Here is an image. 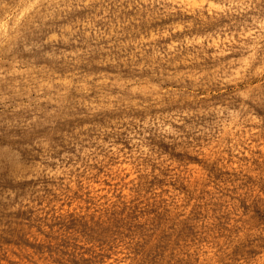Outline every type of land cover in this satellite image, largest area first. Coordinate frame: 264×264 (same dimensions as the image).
I'll return each instance as SVG.
<instances>
[{"label":"rangeland","instance_id":"374dc122","mask_svg":"<svg viewBox=\"0 0 264 264\" xmlns=\"http://www.w3.org/2000/svg\"><path fill=\"white\" fill-rule=\"evenodd\" d=\"M132 1L98 0V2L95 3V6L91 8L65 9L56 12V15L66 17L65 21L60 22V27H64L67 22V24L75 23L76 27L79 28V31L73 29V32L71 31V33L65 32L64 40L58 41V47L56 46L55 49L58 56H61L60 54L63 53L61 57L62 61L60 62V67L63 70L60 71L58 75L61 77L63 75V78L67 79L68 74L73 73L75 78L68 79L65 87L75 85L76 88H69L63 97H60L59 95L53 97L57 102L63 103V110L68 113V115L57 126V129H59L54 133V143L56 147L50 148V152L48 151L47 153L48 159L45 158L46 153L44 148H37L34 151L26 150L21 154L23 161L25 160L23 167H34L40 162L39 164L42 163L41 165H44V169L46 167L45 174L36 176V178L31 177L29 178L30 180L19 181L15 186L5 180L3 182L4 186H12L14 190L18 189L15 198L16 203L8 209L5 208V205L9 202L7 200L0 201V237L5 241H11V247H22L26 250L27 255L39 257L41 261L48 259L51 264H55L54 260L62 259L63 264H80L81 260L91 258L89 252L90 249H92L91 247L95 245V248L98 250H101L102 248L107 249V252H104V258L107 259L109 264H123V261H127V264H131L132 258L139 256L138 251L135 249L142 244L150 242L152 246L154 245L152 247L153 259L157 261V264H163V262L168 259L169 255L172 254L173 248H179L183 244L190 245L191 247L193 246L190 248V251H195V245L198 241L206 248L207 240L200 238V227L203 226L200 224L201 220H208L209 223H212L214 221L209 220L207 216L214 217L215 220H219L225 214L230 216L234 211L233 201L236 204H241V201L235 197V191H243V189H238L236 185L238 183L244 184L245 177L251 179L252 173L249 170L264 167V94H262L264 93V74L260 73L261 54L264 53V40H260L258 37L256 39H253L252 37L245 38L241 35L242 31H247L246 29L239 27L240 21L243 17H240L235 13L225 15L219 10V7L216 9L209 7L211 4L223 6L224 0H184L182 6L179 3H176L175 6L171 8L168 7V4L171 3L172 0ZM9 4L10 8L7 12L0 10V35L9 30L12 22L8 19L9 17H13L17 22H20L23 18L31 15L33 12V0H9ZM200 4H204V7H198ZM39 22L40 21L37 20V23ZM127 28L129 30L131 28V30L129 31ZM71 45L73 46L72 49ZM112 52H114V54ZM162 52L165 54L163 55ZM252 53H255L254 60L249 58ZM78 54L81 58L77 57ZM67 56H70V59H64V57ZM122 57L124 59H121ZM20 59L23 60L25 66L34 67L35 70L40 72L45 70H55L50 64H42L37 59L30 60L28 57H21ZM173 60H175L174 63ZM153 62H156V64ZM160 62L163 63L161 64ZM170 62L171 64H169ZM57 87L59 86H54V89ZM245 90H250L248 92V95L251 97L250 100H246L245 97L238 95L239 92H245ZM60 91H63V88H60ZM82 101L83 104L81 103ZM241 105H244V107H241ZM209 108L214 109V111L208 112ZM215 110H225L224 116H220L219 112ZM229 110L232 112H240L241 116L236 124L232 125L230 128H225L222 124L226 122L225 117H227ZM86 111L88 112L86 113ZM186 113H192L193 115L189 116L186 115ZM245 117H248V119H245ZM177 120H181L183 123H177ZM156 124L158 126H156ZM186 125H192L195 128L200 129L202 132V135L196 137L199 151H190L188 155L195 156L198 161L206 160L209 167H204L199 163L189 161L188 167L186 168L187 170L182 168L181 176L174 180H169L168 176H171L172 173L175 172V169L181 166L179 157L184 155V153L182 150L176 151L174 155L177 159L173 160L172 164H166L164 168L155 163L156 159L159 160V154H161V151L168 155L169 160L173 159V153L169 151L173 145V141L171 140L172 133L170 131H161V129L165 126H170L173 129H182ZM222 133L223 135H221ZM57 142H59L60 145ZM143 144L145 146H143ZM80 145H83V147ZM132 150L134 151V155ZM144 150L152 153V163L148 162L149 157L147 156L141 159L140 153ZM36 152L37 154H35ZM78 158L80 159L78 160ZM129 158L130 160H128ZM90 160L91 162H88ZM54 163L56 164L54 165ZM115 166H117V168ZM149 166L150 168L148 170ZM122 167L125 168L123 169ZM191 169L193 171H191ZM61 170L65 171L63 172ZM198 170L202 174H200ZM69 171L72 172L70 173ZM119 173L121 175H119ZM99 174L102 175L100 176ZM191 176H194L192 177L193 179L190 178ZM132 178L134 181L131 180ZM67 179L69 180L67 181ZM30 184H32V186ZM65 187L69 192L61 191ZM83 188L85 189L84 191H82ZM94 189L96 191H94ZM62 193L65 197L61 195ZM99 193H102L103 195L100 194L99 196ZM108 193L110 195H108ZM132 194L134 195L132 196ZM131 196L134 200L131 199ZM137 196L140 197V199ZM66 198H69V200ZM33 199L36 200L32 201ZM43 200L45 203H43ZM100 200L101 204L99 203ZM77 201H79L78 204ZM128 202L130 206L128 205ZM183 202L185 204H183ZM245 202L247 203V201ZM138 203H142L143 205H139ZM169 206H172V209L170 207L172 211L169 209ZM186 206H188V208ZM159 207L161 208L159 209ZM86 208H88V210H93L89 211L92 214L89 213ZM41 209L42 211H40ZM49 210H52L51 213ZM105 210L106 212H104ZM84 211L86 213H84ZM184 214L186 215L184 216ZM114 222L116 225H114ZM28 223L31 224L29 225ZM118 240L122 242H119ZM133 240H135V244L132 246L133 248H129L128 245L131 244ZM123 243L126 246H124ZM166 244L168 246H166ZM24 245L26 247H24ZM83 251H85V254ZM62 252L64 254H62ZM208 255H211V253H208ZM112 256L113 258H108ZM129 258L131 260H129ZM197 258L202 259L201 256H198Z\"/></svg>","mask_w":264,"mask_h":264},{"label":"clouds","instance_id":"9594fccd","mask_svg":"<svg viewBox=\"0 0 264 264\" xmlns=\"http://www.w3.org/2000/svg\"><path fill=\"white\" fill-rule=\"evenodd\" d=\"M96 2L98 0H33L32 14L20 22L9 17L12 21L10 28L0 35V201L9 202L5 208L10 209L16 203L18 190L5 187V180L15 186L19 181L45 174V169L39 163L34 167H22L24 161L21 154L26 150L44 148L47 158L50 148L56 147L54 133L58 130L57 126L68 115L63 110L62 102H57L53 97H63L69 88H76L75 85L65 87L68 79L75 78L73 73H69L67 79L58 75L63 70L60 67L63 54L58 56L55 48L58 41L64 40L65 32L73 29L79 31V28L75 23L60 27V22L66 17L58 16L56 12L91 8ZM183 2L172 0L168 7L176 3L182 6ZM198 7H204V4ZM209 7H219L225 15L235 13L243 17L239 27L247 31H242L241 35L264 40V0H224L223 6L211 4ZM9 8V0H0V10L7 12ZM37 20L40 22L37 23ZM261 55L260 73L264 74V53ZM21 57L37 59L42 64H50L55 70L40 72L34 67L25 66ZM249 58L254 60L255 53L250 54ZM54 86L59 87L54 89ZM249 91L239 92L238 95L250 100ZM212 111L214 109H208V112ZM215 111L224 116L225 110ZM240 116V112L229 110L222 126L230 128L240 120ZM177 123L183 121L177 120ZM161 131L172 133L173 145L169 151L173 153V159L169 160L168 155L161 151L156 164L164 168L177 159L174 155L176 151L182 150L184 153L179 157L181 167L168 176L169 180L181 176L182 168L186 169L189 161L209 167L206 160L198 161L195 156L188 155L190 151H199L196 137L202 135L200 129L192 125L182 129L165 126ZM140 155L141 159L147 156L148 162H153L152 153L141 151ZM249 171L252 173L251 179L245 177L244 184L236 185L238 189H243L242 192H235L241 204L233 201L234 211L231 215L225 214L219 220L209 217V220L214 221L212 223L201 220L203 226L200 227V238L207 240V250L199 241L195 251H190V245H182L174 248L163 264H264V167ZM62 191L67 192L68 189L65 187ZM134 244L135 240L128 247ZM10 245L11 241L0 237V264H51L50 260L41 261L38 257L27 255L22 247L13 248ZM152 247L150 242L137 247L139 256L133 257L131 264H157L153 259ZM104 252L106 249L97 250L93 245L89 252L91 258L81 260L80 264H108ZM198 256L202 259H198ZM55 264H63L62 259H56ZM123 264H127V261Z\"/></svg>","mask_w":264,"mask_h":264},{"label":"bare ground","instance_id":"6f19581e","mask_svg":"<svg viewBox=\"0 0 264 264\" xmlns=\"http://www.w3.org/2000/svg\"><path fill=\"white\" fill-rule=\"evenodd\" d=\"M130 1V0H129ZM132 1V0H131ZM141 1V0H140ZM133 2V1H132ZM131 2V3H132ZM25 3V2H24ZM32 3V2H31ZM136 3H137V1H136ZM134 4V3H133ZM120 5V4H119ZM140 5V4H139ZM144 5V4H143ZM126 6V5H125ZM131 6V5H130ZM139 7V6H138ZM142 7V6H141ZM127 8V7H126ZM19 9V8H18ZM25 9V8H24ZM137 9V8H136ZM141 9V8H140ZM100 10V9H99ZM108 10H110V9H108ZM125 10V9H124ZM135 10V9H134ZM143 10V9H142ZM130 11V10H129ZM133 11V10H132ZM20 12V11H19ZM18 12V13H19ZM65 12V11H64ZM140 12V11H139ZM143 12V11H142ZM21 13H22V11H21ZM25 13V12H24ZM60 13V12H59ZM66 13V12H65ZM124 13V12H123ZM23 14V13H22ZM30 14V13H29ZM94 14V13H93ZM96 14V13H95ZM141 14V13H140ZM139 14V15H140ZM143 14V13H142ZM65 16V15H64ZM121 16V15H120ZM128 16V15H127ZM131 16V15H130ZM78 17V16H77ZM110 17H111V15H110ZM133 17V16H132ZM93 18V17H92ZM97 18V17H96ZM18 19V18H17ZM68 19V18H67ZM80 19V18H79ZM88 19V18H87ZM143 19V18H142ZM130 20V19H129ZM128 20V21H129ZM65 21V20H64ZM69 21H71V20H69ZM79 21V20H78ZM101 21V20H100ZM103 21V20H102ZM112 21V20H111ZM127 21V20H126ZM140 21V20H139ZM84 22V21H83ZM94 22V21H93ZM113 22V21H112ZM124 22V21H123ZM64 23V22H63ZM85 23V22H84ZM88 23V22H87ZM97 23V22H96ZM100 23V22H99ZM121 23V22H120ZM125 23V22H124ZM134 23V22H133ZM132 23V24H133ZM66 24H67V22H66ZM95 24V23H94ZM109 24V23H108ZM115 24V23H114ZM118 24H119V22H118ZM127 24V23H126ZM89 25V24H88ZM96 25V24H95ZM94 25V26H95ZM101 25V24H100ZM104 25V24H103ZM110 25V24H109ZM80 26V25H79ZM120 26V25H119ZM119 26H118V28H119ZM122 26V25H121ZM124 26V25H123ZM130 26H132V25H130ZM106 27V26H105ZM97 28V27H96ZM105 29V28H104ZM128 29V28H127ZM88 30V29H87ZM96 30V29H95ZM129 30V29H128ZM130 30H131V28H130ZM129 30V31H130ZM135 30V29H134ZM89 31V30H88ZM87 31V32H88ZM91 31V30H90ZM114 31V30H113ZM126 31V30H125ZM139 31H141V30H139ZM73 32V31H72ZM76 32V31H75ZM111 32H112V30H111ZM71 33V32H70ZM102 33V32H101ZM106 33V32H105ZM133 33V32H132ZM131 33V34H132ZM121 34V33H120ZM139 34V33H138ZM142 34V33H141ZM145 34V33H144ZM69 35V34H68ZM74 35V34H73ZM92 35V34H91ZM99 35V34H98ZM102 35V34H101ZM108 35V34H107ZM123 35V34H122ZM136 35V34H135ZM110 36V35H109ZM113 36V35H112ZM116 36V35H115ZM126 36V35H125ZM141 36V35H140ZM70 37V36H69ZM79 37V36H78ZM93 37V36H92ZM106 37V36H105ZM120 37V36H119ZM122 37V36H121ZM149 37V36H148ZM65 38V37H64ZM68 38V37H67ZM111 38V37H110ZM117 38V37H116ZM137 38V37H136ZM153 38H155V37H153ZM153 38H151V39H153ZM75 39V38H74ZM77 39V38H76ZM89 39V38H88ZM119 39V38H118ZM147 39V38H146ZM146 39H145V41H146ZM69 40V39H68ZM94 40V39H93ZM96 40V39H95ZM103 40V39H102ZM105 40V39H104ZM156 40H158V39H156ZM66 41H67V39H66ZM110 41V40H109ZM113 41V40H112ZM142 41V40H141ZM147 41H148V39H147ZM159 41V40H158ZM108 42V41H107ZM133 42V41H132ZM131 42V43H132ZM135 42V41H134ZM143 42V41H142ZM150 42V41H149ZM168 42V41H167ZM96 43V42H95ZM98 43V42H97ZM120 43V42H119ZM123 43V42H122ZM138 43V42H137ZM137 43H135V44H137ZM70 44V43H69ZM92 44V43H91ZM77 45V44H76ZM84 45V44H83ZM101 45V44H100ZM105 45V44H104ZM108 45H109V43H108ZM117 45V44H116ZM141 45V44H140ZM145 45H146V43H145ZM156 45V44H155ZM107 46V45H106ZM121 46V45H120ZM147 46V45H146ZM159 46V45H158ZM58 47V46H57ZM67 47V46H66ZM72 45H71V49H72ZM81 47V46H80ZM90 47V46H89ZM118 47V46H117ZM129 47H130V45H129ZM145 47V46H144ZM155 47H157V46H155ZM170 47V46H169ZM78 48V47H77ZM83 48V47H82ZM103 48V47H102ZM125 48V47H124ZM127 48V47H126ZM150 48V47H149ZM153 48V47H152ZM56 49V48H55ZM58 49V48H57ZM84 49V48H83ZM96 49V48H95ZM98 49H99V47H98ZM101 49V48H100ZM112 49V48H111ZM140 49V48H139ZM60 50H61V48H60ZM81 50V49H80ZM133 50V49H132ZM144 50V49H143ZM155 50V49H154ZM158 50V49H157ZM160 50V49H159ZM165 50V49H164ZM169 50V49H168ZM66 51V50H65ZM82 51V50H81ZM88 51H90V50H88ZM97 51V50H96ZM102 51V50H101ZM108 51V50H107ZM114 51V50H113ZM124 51V50H123ZM148 51V50H147ZM166 51V50H165ZM57 52V51H56ZM69 52V51H68ZM71 52V51H70ZM83 52V51H82ZM121 52V51H120ZM136 52V51H135ZM142 52V51H141ZM145 52V51H144ZM157 52V51H156ZM156 52H155V55H156ZM172 52V51H171ZM75 53V52H74ZM77 53V52H76ZM109 53V52H108ZM113 54H114V52H112ZM131 53V52H130ZM159 53V52H158ZM178 53V52H177ZM63 54V53H62ZM65 54V53H64ZM85 54V53H84ZM123 54V53H122ZM143 54H145V53H143ZM150 54V53H149ZM162 54H163V52H162ZM165 54V53H164ZM163 54V55H164ZM169 54V53H168ZM184 54V53H183ZM61 55V54H60ZM88 55V54H87ZM118 55V54H117ZM120 55V54H119ZM142 55V54H141ZM66 56V55H65ZM146 56V55H145ZM169 56V55H168ZM181 56V55H180ZM62 57V56H61ZM68 57V56H67ZM70 57V56H69ZM72 57V56H71ZM77 57H80L79 56V54H78V56ZM77 57H75V58H77ZM83 57H84V55H83ZM102 57V56H101ZM114 57V56H113ZM119 57V56H118ZM128 57V56H127ZM141 57V56H140ZM148 57V56H147ZM152 57V56H151ZM175 57V56H174ZM179 57V56H178ZM187 57V56H186ZM81 58V57H80ZM87 58V57H86ZM142 58V57H141ZM158 58V57H157ZM181 58V57H180ZM92 59V58H91ZM114 59V58H113ZM121 59H124L123 57L121 58ZM143 59V58H142ZM170 59V58H169ZM127 60H128V58H127ZM134 60V59H133ZM162 60V59H161ZM62 61V60H61ZM98 61H100V60H98ZM114 61H115V59H114ZM120 61V60H119ZM132 61V60H131ZM156 61V60H155ZM169 61V60H168ZM174 61L175 60H173V63H174ZM185 61V60H184ZM124 62V61H123ZM179 62V61H178ZM186 62V61H185ZM188 62V61H187ZM124 63H126V62H124ZM128 63V62H127ZM144 63H145V61H144ZM149 63V62H148ZM154 63V62H153ZM161 63V62H160ZM160 63H159V65H160ZM163 63V62H162ZM161 63V64H162ZM177 63V62H176ZM62 64V63H61ZM112 64V63H111ZM120 64V63H119ZM136 64V63H135ZM154 64H156V62L154 63ZM168 64V63H167ZM169 64H171V62L169 63ZM127 65V64H126ZM140 65V64H139ZM177 65V64H176ZM109 66V65H108ZM135 66V65H134ZM143 66V65H142ZM141 66V67H142ZM167 66V65H166ZM129 67V66H128ZM140 67V68H141ZM111 68V67H110ZM120 68V67H119ZM151 68V67H150ZM165 68V67H164ZM173 68V67H172ZM52 69V68H51ZM152 69V68H151ZM156 69V68H155ZM176 69V68H175ZM112 70V69H111ZM118 70V69H117ZM85 71V70H84ZM99 71V70H98ZM63 73V72H62ZM119 73V72H118ZM132 75V74H131ZM192 75V74H191ZM83 76V75H82ZM133 76V75H132ZM139 76V75H138ZM144 76V75H143ZM190 76V75H189ZM62 77H63V75H62ZM112 77H113V75H112ZM179 77V76H178ZM114 78V77H113ZM135 78V77H134ZM120 80V79H119ZM187 80V79H186ZM92 81V80H91ZM69 82V81H68ZM72 82V81H71ZM114 83H116V82H114ZM110 86V85H109ZM62 89V88H61ZM107 89V88H106ZM78 90V89H77ZM129 90V89H128ZM101 91V90H100ZM75 92V91H74ZM85 92V91H84ZM83 92V93H84ZM72 93V92H71ZM76 93V92H75ZM104 94V93H103ZM79 95V94H78ZM83 95V94H82ZM75 97V96H74ZM66 98V97H65ZM128 98V97H127ZM127 98H124V99H127ZM175 98V97H174ZM69 99V98H68ZM65 100V99H64ZM82 100V99H81ZM90 100V99H89ZM107 100V99H106ZM68 101V100H67ZM96 101V100H95ZM73 102V101H72ZM67 103V102H66ZM82 104H83V101L81 102ZM80 103V104H81ZM90 103V102H89ZM117 103V102H116ZM63 104V103H62ZM85 104V103H84ZM91 104V103H90ZM93 104V103H92ZM86 105V104H85ZM111 105V104H110ZM71 106V105H70ZM77 106V105H76ZM87 106V105H86ZM93 106V105H92ZM73 107V106H72ZM88 107V106H87ZM90 107V106H89ZM162 108V107H161ZM69 109V108H68ZM73 110H75V109H73ZM65 111H66V109H65ZM71 111V110H70ZM82 111H83V109H82ZM89 111V110H88ZM88 111H86V113L88 112ZM101 111V110H100ZM151 111V110H150ZM68 112V111H67ZM92 112V111H91ZM140 112V111H139ZM138 112V113H139ZM85 113V112H84ZM100 113V112H99ZM112 113V112H111ZM132 113V112H131ZM164 113V112H163ZM176 113V112H175ZM110 114V113H109ZM137 114V113H136ZM162 114V113H161ZM75 115V114H74ZM73 115V116H74ZM153 115V114H152ZM156 116H157V114H156ZM174 116V115H173ZM96 117V116H95ZM102 117V116H101ZM147 117V116H146ZM165 117V116H164ZM143 118V117H142ZM162 118V117H161ZM175 118V117H174ZM120 119V118H119ZM159 120V119H158ZM120 121V120H119ZM127 121V120H126ZM132 121H133V119H132ZM141 121V120H140ZM157 121V120H156ZM136 122V121H135ZM138 122V121H137ZM126 123V122H125ZM144 123H145V121H144ZM161 123V122H160ZM163 123V122H162ZM70 124H72V123H70ZM74 124V123H73ZM107 124V123H106ZM142 124V123H141ZM133 125H135V124H133ZM143 125V124H142ZM153 125V124H152ZM160 125V124H159ZM80 126V125H79ZM95 126V125H94ZM136 126V125H135ZM146 126V125H145ZM156 126H158L157 124H156ZM62 127V126H61ZM64 127V126H63ZM76 127V126H75ZM136 127H138V126H136ZM160 128V127H159ZM59 129V128H58ZM66 129V128H65ZM83 129V128H82ZM86 130V129H85ZM95 130V129H94ZM68 131H70V130H68ZM74 131H76V130H74ZM64 132V131H63ZM81 132V131H80ZM92 132V131H91ZM126 132V131H125ZM124 132V133H125ZM61 133V132H60ZM65 133V132H64ZM68 133V132H67ZM74 133V132H73ZM151 133V132H150ZM161 133V132H160ZM101 134V133H100ZM148 134V133H147ZM60 135V134H59ZM63 135H65V134H63ZM68 135V134H67ZM72 135V134H71ZM83 135V134H82ZM109 135H110V133H109ZM69 136V135H68ZM79 136V135H78ZM84 136V135H83ZM92 136V135H91ZM94 136V135H93ZM90 137V136H89ZM99 137H100V135H99ZM80 138V137H79ZM109 138V137H108ZM59 139V138H58ZM61 139V138H60ZM64 139V138H63ZM72 139V138H71ZM93 139V138H92ZM94 139H95V137H94ZM98 139H100V138H98ZM98 139H96V140H98ZM66 140V139H65ZM95 140V141H96ZM112 140V139H111ZM63 141V140H62ZM74 141V140H73ZM94 141V142H95ZM101 141V140H100ZM103 141H105V140H103ZM120 141V140H119ZM155 141V140H154ZM68 142V141H67ZM118 142V141H117ZM57 143H59V142H57ZM82 143H84V142H82ZM101 143V142H100ZM67 144V143H66ZM69 144H70V142H69ZM75 144V143H74ZM73 144V145H74ZM76 144H77V142H76ZM103 144V143H102ZM59 145H60V143H59ZM65 145V144H64ZM71 145V144H70ZM84 145V144H83ZM83 145L81 146V147H83ZM88 145V144H87ZM86 145V146H87ZM101 145V144H100ZM105 145V144H104ZM140 145V144H139ZM77 146V145H76ZM143 146H145L144 144H143ZM155 146V145H154ZM59 147V146H58ZM99 147H101V146H99ZM114 147V146H113ZM141 147V146H140ZM71 148H72V146H71ZM70 148V149H71ZM85 148V147H84ZM147 148V147H146ZM86 149V148H85ZM59 150H60V148H59ZM67 150V149H66ZM77 150V149H76ZM92 150V149H91ZM118 150V149H117ZM125 150V149H124ZM127 150V149H126ZM140 150V149H139ZM147 150V149H146ZM56 151V150H55ZM58 151V150H57ZM80 151V150H79ZM116 151V150H115ZM120 151V150H119ZM123 151V150H122ZM145 151V150H144ZM43 152V151H42ZM50 152V151H49ZM88 152V151H87ZM134 151L132 150V153H133ZM146 152V151H145ZM150 152V151H149ZM29 153V152H28ZM63 153H64V151H63ZM74 153V152H73ZM94 153V152H93ZM137 153H139V152H137ZM35 154H37V152L35 153ZM44 154V153H43ZM58 154V153H57ZM90 154V153H89ZM94 154H96V153H94ZM126 154V153H125ZM30 155V154H29ZM50 155V154H49ZM73 155V154H72ZM78 155V154H77ZM93 155V154H92ZM96 155H98V154H96ZM100 155V154H99ZM120 155V154H119ZM133 155H134V153H133ZM154 155V154H153ZM160 155V154H159ZM70 156H71V154H70ZM85 156H86V154H85ZM91 156V155H90ZM94 156V155H93ZM101 156V155H100ZM155 156V155H154ZM65 157V156H64ZM113 157V156H112ZM115 157V156H114ZM119 157V156H118ZM67 158H68V156H67ZM73 158V157H72ZM25 159V158H24ZM33 159V158H32ZM43 159V158H42ZM42 159H41V161H42ZM47 159H48V157H47ZM53 159V158H52ZM54 159H56V158H54ZM62 159V158H61ZM75 159V158H74ZM77 159V158H76ZM80 158H78V160H79ZM82 159V158H81ZM91 159V158H90ZM99 159V158H98ZM106 159H107V157H106ZM113 159V158H112ZM140 159V158H139ZM28 160H29V158H28ZM51 160V159H50ZM49 160V161H50ZM68 160V159H67ZM70 160H71V158H70ZM87 160V159H86ZM127 160V159H126ZM128 160H130V158L128 159ZM157 160V159H156ZM25 161V160H24ZM53 161V160H52ZM60 161V160H59ZM58 161V162H59ZM66 161V160H65ZM64 161V162H65ZM69 161V160H68ZM76 161V160H75ZM82 161V160H81ZM80 161V162H81ZM85 161V160H84ZM96 161V160H95ZM116 161V160H115ZM125 161V160H124ZM124 161H122V162H124ZM77 162H79V161H77ZM88 162H91V160L90 161H88ZM101 162H102V160H101ZM106 162V161H105ZM117 162V161H116ZM40 163V162H39ZM48 163V162H47ZM47 163H45V164H47ZM66 163H68V162H66ZM76 163V162H75ZM109 163V162H108ZM113 163H114V161H113ZM127 163V162H126ZM125 163V164H126ZM135 163V162H134ZM25 164H27V163H25ZM32 164V163H31ZM42 164V163H41ZM56 163H54V165H55ZM57 164H59V163H57ZM77 164V163H76ZM83 164V163H82ZM93 164V163H92ZM102 164V163H101ZM123 164V163H122ZM121 164V165H122ZM128 164V163H127ZM33 165V164H32ZM72 165V164H71ZM78 165V164H77ZM115 165V164H114ZM128 165H130V164H128ZM26 166V165H25ZM28 166H29V164H28ZM44 166V165H43ZM74 166H75V164H74ZM80 166V165H79ZM84 166V165H83ZM108 166V165H107ZM113 166V165H112ZM111 166V167H112ZM127 166V165H126ZM22 167H23V165H22ZM27 167V166H26ZM51 167V166H50ZM73 167V166H72ZM116 168H117V166H115ZM129 167V166H128ZM141 167V166H140ZM170 167V166H169ZM181 167V166H180ZM57 168V167H56ZM61 168V167H60ZM70 168V167H69ZM86 168H87V166H86ZM114 168V167H113ZM123 168V167H122ZM125 168V167H124ZM123 168V169H124ZM149 168H150V166L148 167V170H149ZM161 168V167H160ZM190 168V167H189ZM189 168H188V170H189ZM45 169H46V167H45ZM50 169V168H49ZM66 169V168H65ZM79 169V168H78ZM133 169H134V167H133ZM174 169V168H173ZM195 169V168H194ZM200 169V168H199ZM81 170V169H80ZM98 170V169H97ZM102 170V169H101ZM105 170H106V167H105ZM108 170V169H107ZM111 170V169H110ZM115 170V169H114ZM126 170V169H125ZM140 170V169H139ZM176 170V169H175ZM187 170V169H186ZM48 171V170H47ZM55 171V170H54ZM61 171H63V170H61ZM65 171V170H64ZM63 171V172H64ZM83 171V170H82ZM99 171V170H98ZM118 171H119V169H118ZM147 171V170H146ZM145 171V172H146ZM171 171H172V169H171ZM191 171H193L192 169H191ZM207 171V170H206ZM244 171V170H243ZM70 172V171H69ZM72 172V171H71ZM70 172V173H71ZM91 172V171H90ZM94 172V171H93ZM111 172V171H110ZM121 172H123V171H121ZM133 172V171H132ZM140 172V171H139ZM188 172V171H187ZM196 172H197V170H196ZM198 172L200 173V171L198 170ZM48 173V172H47ZM55 173V172H54ZM66 173V172H65ZM68 173V172H67ZM78 173V172H77ZM87 173H89V172H87ZM86 173V174H87ZM115 173V172H114ZM59 174H60V171H59ZM85 174V173H84ZM112 174V173H111ZM125 174V173H124ZM136 174V173H135ZM185 174H187V173H185ZM189 174V173H188ZM200 174H202V173H200ZM47 175V174H46ZM100 175V174H99ZM102 175V174H101ZM100 175V176H101ZM119 175H121L120 173H119ZM118 175V176H119ZM197 175V174H196ZM45 176V175H44ZM65 176V175H64ZM87 176H88V174H87ZM90 176V175H89ZM129 176V175H128ZM136 176V175H135ZM202 176V175H201ZM204 176V175H203ZM59 177V176H58ZM66 177V176H65ZM68 177V176H67ZM74 177V176H73ZM80 177V176H79ZM85 177V176H84ZM96 177V176H95ZM133 177V176H132ZM192 177H194V176H191L190 178H192ZM36 178V177H35ZM71 178V177H70ZM83 178V177H82ZM108 178V177H107ZM106 178V179H107ZM110 178V177H109ZM124 178V177H123ZM186 178V177H185ZM199 178V177H198ZM40 179V178H39ZM42 179V178H41ZM79 179V178H78ZM92 180H94L93 178H91ZM96 179V178H95ZM102 179V178H101ZM105 179V180H106ZM113 179V178H112ZM193 179V178H192ZM228 179V178H227ZM30 180V179H29ZM69 179H67V181H68ZM72 180V179H71ZM82 180V179H81ZM85 180V179H84ZM83 180V181H84ZM89 180V179H88ZM92 180H91V182H92ZM125 180V179H124ZM131 180H133V178L131 179ZM141 180H142V178H141ZM198 180V179H197ZM33 181V180H32ZM53 181V180H52ZM57 181H58V179H57ZM56 181V182H57ZM73 181V180H72ZM77 181V180H76ZM112 181V180H111ZM123 181V180H122ZM127 181V180H126ZM125 181V182H126ZM134 181V180H133ZM132 181V182H133ZM135 181H136V179H135ZM190 181V180H189ZM225 181H226V179H225ZM7 182V181H6ZM38 182V181H37ZM43 182V181H42ZM45 182H47V181H45ZM54 182V181H53ZM59 182V181H58ZM69 182H71V181H69ZM80 182V181H79ZM85 182V181H84ZM96 182V181H95ZM113 182V181H112ZM114 182H115V180H114ZM128 182V181H127ZM126 182V183H127ZM141 182V181H140ZM162 182V181H161ZM176 182V181H175ZM179 182V181H178ZM19 183V182H18ZM22 183V182H21ZM52 183V182H51ZM88 183V182H87ZM87 183H85V184H87ZM98 183H99V181H98ZM97 183V184H98ZM135 183V182H134ZM189 183V182H188ZM195 183V182H194ZM228 183V182H227ZM40 184V183H39ZM46 184V183H45ZM44 184V185H45ZM49 184V183H48ZM59 184V183H58ZM58 184H57V186H58ZM64 184V183H63ZM75 184V183H74ZM91 184V183H90ZM89 184V185H90ZM120 184V183H119ZM123 184V183H122ZM131 184V183H130ZM185 184V183H184ZM197 184V183H196ZM209 184V183H208ZM212 184V183H211ZM22 185V184H21ZM31 186H32V184H30ZM52 185V184H51ZM66 185V184H65ZM64 185V186H65ZM71 185V184H70ZM79 185V184H78ZM82 185V184H81ZM99 185V184H98ZM103 185V184H102ZM135 185H136V183H135ZM141 185V184H140ZM154 185V184H153ZM197 185H199V184H197ZM235 185V184H234ZM9 186V185H8ZM38 186V185H37ZM53 186H54V183H53ZM92 186V185H91ZM94 186V185H93ZM106 186V185H105ZM117 186V185H116ZM131 186V185H130ZM157 186V185H156ZM192 186V185H191ZM217 186V185H216ZM6 187V186H5ZM10 187V186H9ZM12 187V186H11ZM60 187V186H59ZM75 187V186H74ZM82 187V186H81ZM86 187V186H85ZM104 187V186H103ZM120 187V186H119ZM122 187V186H121ZM134 187V186H133ZM141 187V186H140ZM145 187V186H144ZM147 187V186H146ZM164 187V186H163ZM168 187H169V185H168ZM171 187V186H170ZM195 187V186H194ZM209 187H210V185H209ZM232 187V186H231ZM33 188V187H32ZM35 188V187H34ZM41 188V187H40ZM44 188V187H43ZM76 188V187H75ZM79 188V187H78ZM88 188V187H87ZM91 188V187H90ZM99 188V187H98ZM113 188V187H112ZM111 188V189H112ZM199 188V187H198ZM221 188V187H220ZM30 189H31V187H30ZM53 189H54V187H53ZM52 189V190H53ZM70 189V188H69ZM100 189H101V187H100ZM116 189V188H115ZM127 189V188H126ZM134 189V188H133ZM140 189V188H139ZM169 189V188H168ZM181 189V188H180ZM185 189V188H184ZM190 189V188H189ZM219 189V188H218ZM20 190H22V189H20ZM48 190V189H47ZM47 190H46V192H47ZM55 190H56V188H55ZM58 190V189H57ZM78 190V189H77ZM82 190V189H81ZM85 189L83 188V190L82 191H84ZM89 190V189H88ZM92 190H93V188H92ZM205 190V189H204ZM220 190H222V189H220ZM224 190H225V188H224ZM24 191H25V189H24ZM29 191V190H28ZM39 191V190H38ZM44 191V190H43ZM59 191V190H58ZM62 191V190H61ZM94 191H96L95 189H94ZM101 191V190H100ZM112 191V190H111ZM127 191V190H126ZM136 191V190H135ZM141 191V190H140ZM168 191V190H167ZM188 191V190H187ZM186 191V192H187ZM197 191V190H196ZM199 191V190H198ZM223 191V190H222ZM21 192V191H20ZM33 192V191H32ZM40 192V191H39ZM67 192H69V191H67ZM71 192H72V190H71ZM76 192V191H75ZM86 192H87V190H86ZM102 192V191H101ZM107 192V191H106ZM110 192V191H109ZM117 192V191H116ZM217 192V191H216ZM236 192V191H235ZM241 192H242V190H241ZM31 193V192H30ZM81 193V192H80ZM90 193V192H89ZM119 193V192H118ZM138 193V192H137ZM168 193V192H167ZM170 193H171V191H170ZM204 193H205V191H204ZM234 193V192H233ZM25 194V193H24ZM55 194V193H54ZM71 194H73V193H71ZM77 194H78V192H77ZM82 194V193H81ZM97 194V193H96ZM100 194H102V193H99V196H100ZM122 194V193H121ZM142 194H143V192H142ZM141 194V195H142ZM154 194V193H153ZM178 194V193H177ZM183 194V193H182ZM227 194H229V193H227ZM226 194V195H227ZM232 194V193H231ZM26 195V194H25ZM31 195H33V194H31ZM48 195H50V194H48ZM47 195V196H48ZM61 195H63V193L61 194ZM76 195V194H75ZM90 195V194H89ZM94 195V194H93ZM103 195V194H102ZM108 195H110L109 193H108ZM134 194H132V196H133ZM141 195H140V197H141ZM149 195V194H148ZM158 195V194H157ZM179 195V194H178ZM223 195V194H222ZM27 196V195H26ZM36 196V195H35ZM40 196H41V194H40ZM43 196H44V194H43ZM64 196V195H63ZM71 196V195H70ZM78 196V195H77ZM84 196H85V194H84ZM91 196V195H90ZM90 196H87V197H90ZM98 196V197H99ZM120 196V195H119ZM124 196V195H123ZM132 196H131V199H132ZM182 196V195H181ZM188 196V195H187ZM194 196V195H193ZM29 197V196H28ZM27 197V198H28ZM37 197V196H36ZM59 197V196H58ZM62 197V196H61ZM65 197V196H64ZM93 197V196H92ZM125 197H126V195H125ZM128 197V196H127ZM129 197H130V195H129ZM138 197V196H137ZM140 197H138L139 199H140ZM158 197V196H157ZM166 197V196H165ZM175 197V196H174ZM180 197V196H179ZM189 197V196H188ZM192 197V196H191ZM16 198V197H15ZM33 198V197H32ZM31 198V199H32ZM40 198V197H39ZM52 198H54V197H52ZM100 198V197H99ZM105 198V197H104ZM123 198V197H122ZM136 198V197H135ZM155 198V197H154ZM183 198H184V196H183ZM218 198H219V196H218ZM227 198V197H226ZM23 199V198H22ZM21 199V200H22ZM25 199V198H24ZM62 199V198H61ZM67 199V198H66ZM79 199V198H78ZM96 199V198H95ZM102 199V198H101ZM107 199V198H106ZM120 199V198H119ZM129 199V198H128ZM137 199V198H136ZM144 199V198H143ZM157 199V198H156ZM173 199V198H172ZM182 199V198H181ZM180 199V200H181ZM193 199V198H192ZM205 199V198H204ZM234 199V198H233ZM36 200V199H35ZM34 199L32 200V201H35ZM45 200V199H44ZM43 200V201H44ZM59 200H60V198H59ZM67 200H69V198L67 199ZM130 200V199H129ZM132 200H134V198L132 199ZM150 200V199H149ZM198 200V199H197ZM201 200V199H200ZM213 200V199H212ZM25 201V200H24ZM47 201H48V199H47ZM63 201V200H62ZM81 201V200H80ZM83 201V200H82ZM94 201H96V200H94ZM107 201H109V200H107ZM114 201H116V200H114ZM113 201V202H114ZM119 201V200H118ZM146 201V200H145ZM157 201V200H156ZM168 201V200H167ZM207 201V200H206ZM231 201V200H230ZM30 202V201H29ZM38 202V201H37ZM54 202V201H53ZM56 202V201H55ZM72 202V201H71ZM70 202V203H71ZM73 202H74V198H73ZM91 202H93V201H91ZM127 202V201H126ZM125 202V203H126ZM143 202V201H142ZM155 202V201H154ZM165 202V201H164ZM176 202V201H175ZM179 202V201H178ZM182 202V201H181ZM197 202V201H196ZM245 202V201H244ZM43 203H45V201L43 202ZM49 203V202H48ZM52 203V202H51ZM50 203V204H51ZM79 203V201H77V204ZM95 203V202H94ZM100 204H101V200H100V202H99ZM98 203V204H99ZM104 203V202H103ZM102 203V204H103ZM106 203V202H105ZM131 203V202H130ZM147 203V202H146ZM173 203V202H172ZM186 203H187V201H186ZM192 203V202H191ZM191 203H190V205H191ZM246 203V202H245ZM5 204V203H4ZM30 204V203H29ZM33 204V203H32ZM35 204H36V202H35ZM39 204V203H38ZM54 204V203H53ZM56 204H57V202H56ZM85 204V203H84ZM93 204V203H92ZM99 204V205H100ZM122 204H123V202H122ZM121 204V205H122ZM139 204V203H138ZM140 204H142V203H140ZM139 204V205H140ZM151 204V203H150ZM155 204V203H154ZM158 204V203H157ZM156 204V205H157ZM183 204H185L184 202H183ZM210 204V203H209ZM212 204V203H211ZM21 205H22V203H21ZM26 205V204H25ZM66 205V204H65ZM69 205V204H68ZM75 205V204H74ZM86 205H88V204H86ZM127 205V204H126ZM128 205H129V202H128ZM133 205V204H132ZM143 205V204H142ZM187 205V204H186ZM189 205V206H190ZM207 205V204H206ZM1 206V205H0ZM23 206V205H22ZM31 206V205H30ZM36 206V205H35ZM44 206V205H43ZM59 206H60V202H59ZM62 206V205H61ZM84 206V205H83ZM98 206V205H97ZM104 206V205H103ZM105 206H106V204H105ZM109 206V205H108ZM107 206V207H108ZM115 206H117V205H115ZM130 206V205H129ZM167 206V205H166ZM174 206H175V204H174ZM199 206V205H198ZM228 206V205H227ZM58 207V206H57ZM69 207V206H68ZM109 207H111V206H109ZM114 207V206H113ZM143 207V206H142ZM147 207V206H146ZM151 207V206H150ZM153 207H154V205H153ZM170 207H171V209H172V206H169V209H170ZM182 207V206H181ZM184 207V206H183ZM187 208H188V206H186ZM32 208H34V207H32ZM42 208V207H41ZM49 208V207H48ZM70 208V207H69ZM75 208H76V206H75ZM84 208V207H83ZM100 208V207H99ZM117 208V207H116ZM156 208V207H155ZM161 207H159V209H160ZM185 208V207H184ZM201 208H203V207H201ZM212 208V207H211ZM22 209V208H21ZM40 209V208H39ZM51 209V208H50ZM60 209V208H59ZM63 209V208H62ZM78 209V208H77ZM82 209V208H81ZM87 210H88V208H86ZM127 209H128V207H127ZM126 209V210H127ZM138 209H139V207H138ZM143 209V208H142ZM170 209V210H171ZM178 209V208H177ZM215 209V208H214ZM232 209V208H231ZM23 210V209H22ZM30 210V209H29ZM32 210V209H31ZM91 210V209H90ZM90 210H88V212L90 211ZM115 210V209H114ZM120 210V209H119ZM140 210V209H139ZM179 210V209H178ZM185 210H187V209H185ZM216 210V209H215ZM217 210H218V208H217ZM2 211V210H1ZM8 211V210H7ZM19 211V210H18ZM17 211V212H18ZM37 211V210H36ZM35 211V212H36ZM39 211V210H38ZM40 211H42V209L40 210ZM45 211V210H44ZM50 211V210H49ZM52 211V210H51ZM51 211H50V213H51ZM71 211H72V209H71ZM71 211H69V212H71ZM81 211V210H80ZM91 211H93V210H91ZM101 211V210H100ZM172 211V210H171ZM188 211V210H187ZM12 212V211H11ZM14 212H15V210H14ZM24 212V211H23ZM26 212V211H25ZM47 212V211H46ZM66 212V211H65ZM104 212H106V210L104 211ZM135 212V211H134ZM159 212H160V210H159ZM170 212V211H169ZM209 212H211V211H209ZM28 213V212H27ZM48 213V212H47ZM76 213H77V211H76ZM84 213H86L85 211H84ZM89 213H91V212H89ZM107 213H108V209H107ZM217 213V212H216ZM34 214V213H33ZM37 214V213H36ZM38 214H39V212H38ZM58 214H59V212H58ZM61 214V213H60ZM66 214V213H65ZM70 214V213H69ZM80 214V213H79ZM92 214V213H91ZM117 214H118V212H117ZM123 214V213H122ZM126 214V213H125ZM151 214V213H150ZM172 214H173V212H172ZM213 214V213H212ZM12 215V214H11ZM17 215V214H16ZM43 215V214H42ZM47 215V214H46ZM67 215V214H66ZM73 215L75 216V214L73 213ZM103 215H104V213H103ZM114 215V214H113ZM135 215V214H134ZM139 215V214H138ZM141 215V214H140ZM145 215V214H144ZM152 215V214H151ZM170 215V214H169ZM186 214H184V216H185ZM6 216V215H5ZM19 216V215H18ZM21 216V215H20ZM24 216H26V215H24ZM53 216V215H52ZM80 216H81V214H80ZM94 216H95V214H94ZM123 216H124V214H123ZM146 216V215H145ZM23 217V216H22ZM83 217V216H82ZM86 217H87V214H86ZM107 217V216H106ZM119 217V216H118ZM137 217V216H136ZM143 217V216H142ZM179 217H181V216H179ZM4 218H6V217H4ZM8 218V217H7ZM50 218V217H49ZM102 218V217H101ZM103 218H104V216H103ZM147 218V217H146ZM149 218V217H148ZM156 218V217H155ZM207 218L209 219V217L207 216ZM44 219V218H43ZM56 219V218H55ZM73 219V218H72ZM80 219V218H79ZM114 219V218H113ZM141 219V218H140ZM154 219V218H153ZM194 219V218H193ZM3 220V219H2ZM5 220V219H4ZM8 220V219H7ZM16 220V219H15ZM31 220V219H30ZM34 220V219H33ZM60 220H62V219H60ZM67 220V219H66ZM84 220V219H83ZM89 220V219H88ZM127 220V219H126ZM143 220V219H142ZM149 220V219H148ZM152 220V219H151ZM161 220V219H160ZM9 221H10V219H9ZM38 221V220H37ZM57 221V220H56ZM80 221V220H79ZM78 221V222H79ZM133 221H134V219H133ZM20 222V221H19ZM29 222V221H28ZM31 222V221H30ZM42 222V221H41ZM45 222V221H44ZM63 222V221H62ZM98 222V221H97ZM122 222V221H121ZM141 222V221H140ZM1 223H3V222H1ZM24 223V222H23ZM32 223V222H31ZM30 223V224H31ZM69 223V222H68ZM87 223V222H86ZM94 223V222H93ZM99 223V222H98ZM113 223V222H112ZM115 223V222H114ZM125 223V222H124ZM130 223V222H129ZM149 223V222H148ZM155 223V222H154ZM13 224V223H12ZM15 224V223H14ZM25 224V223H24ZM29 224V223H28ZM29 224V225H30ZM186 224V223H185ZM201 224V223H200ZM2 225V224H1ZM33 225V224H32ZM45 225H47V224H45ZM45 225H44V227H45ZM49 225V224H48ZM114 225H116V223L114 224ZM140 225V224H139ZM151 225V224H150ZM159 225V224H158ZM182 225V224H181ZM12 226V225H11ZM16 226V225H15ZM34 226V225H33ZM43 226V225H42ZM53 226V225H52ZM55 226V225H54ZM122 226V225H121ZM127 226V225H126ZM137 226V225H136ZM145 226V225H144ZM157 226V225H156ZM164 226V225H163ZM162 226V227H163ZM13 227V226H12ZM37 227V226H36ZM47 227V226H46ZM99 227V226H98ZM140 227V226H139ZM152 227V226H151ZM154 227V226H153ZM160 227V226H159ZM1 228H2V226H1ZM22 228V227H21ZM24 228V227H23ZM43 228V227H42ZM48 228V227H47ZM46 228V229H47ZM77 228H78V226H77ZM138 228V227H137ZM166 228V227H165ZM180 228V227H179ZM16 229V228H15ZM14 229V230H15ZM35 229V228H34ZM34 229H33V231H34ZM44 229V228H43ZM54 229V228H53ZM71 229V228H70ZM82 229H83V227H82ZM127 229V228H126ZM146 229V228H145ZM151 229V228H150ZM149 229V230H150ZM155 229H157V228H155ZM174 229V228H173ZM184 229H185V227H184ZM20 230H23V229H20ZM36 230V229H35ZM128 230V229H127ZM131 230V229H130ZM141 230V229H140ZM26 231V230H25ZM24 231V232H25ZM41 231V230H40ZM54 231V230H53ZM161 231V230H160ZM165 231V230H164ZM172 231V230H171ZM2 232V231H1ZM18 232H19V230H18ZM28 232H29V230H28ZM36 232V231H35ZM43 232V231H42ZM51 232V231H50ZM56 232H58V231H56ZM85 232V231H84ZM15 233V232H14ZM21 233V232H20ZM41 233V232H40ZM49 233V232H48ZM52 233V232H51ZM80 233V232H79ZM87 233V232H86ZM123 233V232H122ZM142 233V232H141ZM158 233V232H157ZM162 233H164V232H162ZM170 233V232H169ZM3 234V233H2ZM5 234V233H4ZM7 234V233H6ZM29 234V233H28ZM30 234H32V233H30ZM43 234V233H42ZM132 234V233H131ZM181 234V233H180ZM26 235V234H25ZM46 235V234H45ZM62 235V234H61ZM60 235V236H61ZM66 235V234H65ZM124 235H125V233H124ZM137 235V234H136ZM141 235V234H140ZM143 235V234H142ZM168 235V234H167ZM173 235H174V232H173ZM179 235V234H178ZM182 235V234H181ZM198 235V234H197ZM28 236V235H27ZM50 236V235H49ZM128 236V235H127ZM131 236H133V235H131ZM150 236V235H149ZM18 237V236H17ZM31 237V236H30ZM29 237V238H30ZM34 237H36V236H34ZM51 237V236H50ZM83 237V236H82ZM19 238V237H18ZM25 238V237H24ZM32 238H33V236H32ZM57 238V237H56ZM61 238V237H60ZM66 238V237H65ZM73 238V237H72ZM86 238V237H85ZM171 238V237H170ZM182 238H183V236H182ZM186 238V237H185ZM184 238V239H185ZM53 239V238H52ZM67 239V238H66ZM101 239V238H100ZM138 239V238H137ZM144 239V238H143ZM151 239V238H150ZM160 239V238H159ZM162 239H163V237H162ZM16 240V239H15ZM20 240V239H19ZM38 240V239H37ZM41 240H43V239H41ZM61 240V239H60ZM73 240V239H72ZM90 240V239H89ZM96 240V239H95ZM103 240V239H102ZM132 240V239H131ZM196 240V239H195ZM206 240V239H205ZM53 241H55V240H53ZM84 241V240H83ZM119 241V240H118ZM155 241H156V239H155ZM178 241V240H177ZM188 241H189V238H188ZM38 242V241H37ZM62 242V241H61ZM81 242V241H80ZM88 242V241H87ZM107 242V241H106ZM119 242H122V241H119ZM182 242V241H181ZM186 242V241H185ZM45 243V242H44ZM48 243V242H47ZM53 243V242H52ZM113 243V242H112ZM137 243V242H136ZM145 243V242H144ZM187 243V242H186ZM191 243V242H190ZM203 243V242H202ZM205 243V242H204ZM23 244V243H22ZM33 244V243H32ZM42 244V243H41ZM85 244V243H84ZM118 244V243H117ZM122 244V243H121ZM124 244V243H123ZM140 244V243H139ZM157 244V243H156ZM155 244V245H156ZM183 244V243H182ZM26 245V244H25ZM24 245V247H26ZM34 245V244H33ZM78 245V244H77ZM114 245V244H113ZM119 245V244H118ZM175 245V244H174ZM184 245V244H183ZM18 246V245H17ZM21 246V245H20ZM45 246V245H44ZM53 246H55V245H53ZM52 246V247H53ZM62 246V245H61ZM68 246V245H67ZM98 246V245H97ZM101 246V245H100ZM124 246H126L125 244H124ZM154 246V245H153ZM163 246V245H162ZM166 246H168L167 244H166ZM178 246V245H177ZM36 247H37V245H36ZM86 247V246H85ZM108 247V246H107ZM106 247V248H107ZM193 247V246H192ZM191 247V248H192ZM42 248H46V247H42ZM92 248V247H91ZM99 248V247H98ZM123 248V247H122ZM133 248V247H132ZM157 248V247H156ZM159 248V247H158ZM175 248H177V247H175ZM30 249V248H29ZM38 249V248H37ZM70 249V248H69ZM74 249V248H73ZM86 249V248H85ZM84 249V250H85ZM105 249V248H104ZM111 249V248H110ZM119 249H120V247H119ZM123 249H125V248H123ZM128 249V248H127ZM137 249V248H136ZM135 249V250H136ZM174 249V248H173ZM206 249V248H205ZM75 250V249H74ZM91 250V249H90ZM98 250V249H97ZM107 250V249H106ZM114 250V249H113ZM156 250V249H155ZM170 250V249H169ZM35 251V250H34ZM49 251V250H48ZM53 251H54V249H53ZM78 251V250H77ZM76 251V252H77ZM193 251V250H192ZM38 252H40V251H38ZM50 252V251H49ZM55 252V251H54ZM65 252V251H64ZM82 252V251H81ZM85 251H83V253H84ZM89 252V251H88ZM87 252V253H88ZM107 252V251H106ZM114 252V251H113ZM124 252V251H123ZM122 252V253H123ZM156 252V251H155ZM159 252V251H158ZM171 252V251H170ZM32 253H33V251H32ZM43 253V252H42ZM46 253V252H45ZM139 253V252H138ZM44 254V253H43ZM62 254H64L63 252H62ZM85 254V253H84ZM125 254V253H124ZM127 254H128V252H127ZM131 254V253H130ZM156 254H158V253H156ZM155 254V255H156ZM35 255V254H34ZM57 255V254H56ZM60 255V254H59ZM138 255V254H137ZM160 255V254H159ZM49 256V255H48ZM117 256V255H116ZM129 256V255H128ZM158 256V255H157ZM163 256V255H162ZM68 257V256H67ZM70 257V256H69ZM119 257V256H118ZM160 257V256H159ZM39 258V257H38ZM43 258H44V256H43ZM50 258V257H49ZM109 259L110 258H113V256L112 257H108ZM123 258V257H122ZM125 258V257H124ZM40 259V258H39ZM47 259V258H46ZM64 259V258H63ZM80 259V258H79ZM117 259V258H116ZM199 259V258H198ZM201 259V258H200ZM48 260V259H47ZM75 260V259H74ZM84 260V259H83ZM107 260V259H106ZM120 260V259H119ZM129 260H131L130 258H129ZM55 261V260H54ZM122 261V260H121ZM162 261V260H161ZM69 262V261H68ZM74 262V261H73ZM124 262V261H123ZM75 263V262H74ZM114 263H116V262H114ZM128 263H129V261H128ZM109 264V263H108ZM162 264V263H161Z\"/></svg>","mask_w":264,"mask_h":264}]
</instances>
